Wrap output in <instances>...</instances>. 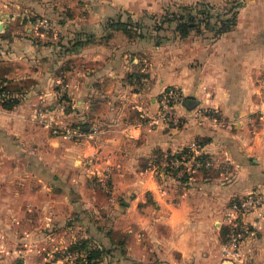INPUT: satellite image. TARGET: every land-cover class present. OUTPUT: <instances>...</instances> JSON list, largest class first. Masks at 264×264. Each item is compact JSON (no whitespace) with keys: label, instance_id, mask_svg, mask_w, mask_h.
Returning <instances> with one entry per match:
<instances>
[{"label":"crops","instance_id":"0c3cea01","mask_svg":"<svg viewBox=\"0 0 264 264\" xmlns=\"http://www.w3.org/2000/svg\"><path fill=\"white\" fill-rule=\"evenodd\" d=\"M18 1L0 0V74L11 81L25 76L19 63L34 61L41 52L17 27L22 22L15 11ZM98 1L91 17L80 23L74 19L71 26L101 36L104 19L121 6L139 14L136 9L156 11L173 2L110 0L112 10L105 13L106 2ZM132 44L142 50L131 54L130 66L147 70L136 90L117 81L107 90L101 86L106 73L113 79L116 74L110 63L105 65L107 57L117 54L114 45L104 46L96 38L80 46L83 76L77 102L86 121L93 122L83 125L93 137L66 144L61 163L55 160L60 139L48 129L28 127L29 114L21 107L0 104V264L19 255L28 264H59L56 242L68 247L77 239L100 247L102 264H264V203L246 215L250 232L237 250L231 248L226 220L233 199L252 190L264 193V0H244L233 29L215 38H194L191 47L174 51L175 59L146 40ZM153 55V63H145ZM169 85L198 101L193 108L178 105L179 125L159 117L158 99ZM198 108L215 112L199 120ZM23 136L30 138L27 149L37 161L45 157L43 171H62V195L52 188L56 174L51 183L44 172L34 177L35 169L19 161L22 145L11 147L10 142H23ZM194 139L203 141L202 152L213 157L215 172L206 175L197 168L187 182L175 178V187L162 190L152 164L160 162L153 158L155 151L174 152ZM71 168L78 172L71 174ZM86 169L100 177L90 180ZM25 170L31 176L24 177ZM66 213L67 225L56 231L57 219Z\"/></svg>","mask_w":264,"mask_h":264},{"label":"rangeland","instance_id":"374dc122","mask_svg":"<svg viewBox=\"0 0 264 264\" xmlns=\"http://www.w3.org/2000/svg\"><path fill=\"white\" fill-rule=\"evenodd\" d=\"M103 1L106 2L102 6L103 11H105V13L110 12L112 10L109 8L110 0ZM172 1L173 2L165 4L164 8L162 7V9L156 11L136 9L139 11V14L133 12L130 8H123L121 6L118 12L104 19V30L102 34H99L101 36H97L91 31L79 30V25L71 26L70 24L74 19H77L80 23L91 17V12L95 11L97 8L96 6L99 3L98 0H20L18 1L19 3L21 2L20 5H15V11L18 13V16L22 18V22H17L19 31L33 38L34 42L39 44L40 48L37 46V50L39 49L41 52L37 53L34 61L32 59L27 63H19L20 67H24L21 71H23L25 76L18 80H12L10 82V89L14 96L20 100L16 106H19V108L21 107L20 109L29 114L30 119L27 121L28 127L37 129V132H42V130L46 131V129H48L52 135L60 139L58 144H56V146L60 148V152H57V158H55L56 163H61L62 158H64L61 151L66 144L67 147H70V145L73 146L86 136L91 139L93 137L85 133V129H83L85 128L83 126L84 124L91 122L86 121V118L82 114L81 106L77 102V99L81 97L79 84L81 76H83L81 59L78 54L81 43H77L78 41L83 40L86 42V40H89L91 37L90 42H95L97 38V41L103 43L104 46L111 47V45H114V52L117 54L107 57L105 59V65L110 63L109 68L116 74L113 76V79L110 74L106 73L104 79L101 80L102 82L100 81L101 86L107 90V88L113 84L115 86L117 81L119 85L122 84L127 90H136L141 86L139 84L141 81L140 77L147 76V70H142L141 68L134 70L130 66L129 61L132 60L131 54H137L142 50L139 48L134 50V48H132L133 42L137 43V41L146 40V42L151 43L157 48L163 46V48H166L163 50L166 57L168 59H175L176 54L174 51L180 48L181 45L191 47L194 38H206L207 35L213 36L214 34L209 29H202L200 31H193L186 37H180L175 32L174 20L169 19L170 17H174L177 13L185 12L186 7L201 6L203 3L215 5V7L222 11H226L232 6L237 7V5H239V9L244 0H221L214 3L210 0ZM10 2L11 1H9V3ZM129 15H131L130 19ZM120 19L129 21L132 26H130V28L128 27V29L117 26L115 23ZM132 22H136L137 24ZM74 27H77L76 30H73ZM133 27H136V30H134L135 28ZM141 33H145V35L142 36L143 34L140 35ZM158 40L161 42L157 43ZM137 56L140 59L142 58L141 55ZM154 59L155 56L153 55L151 58H146L144 61L145 63L149 62V64H151ZM175 71L176 70H172L171 74L174 75V73H176ZM149 72H151V70ZM72 84L73 86H71ZM73 97H76V99ZM93 97H95L94 93ZM102 98L108 99L109 96H103ZM40 111L47 113V120L43 118L44 116L41 117L39 115ZM91 124H93V122ZM28 127H25L26 130ZM90 132H95V129H90ZM18 137L20 138V136ZM11 141V147L22 145V147H19V161L23 162L21 164L25 166V169H35V174H33L34 177H36V174H40L42 177V172H44V174H46V179L53 183V180H55L53 174L58 176L57 184L56 186L53 185L52 188L56 189L55 192L57 194L62 195L64 189L63 186L59 185V179L64 177V175L62 176L60 174L62 171L57 168L50 172H47L46 169V171H43L45 168L43 158L45 160V157L39 158L37 161V156L30 152L32 142L29 137L23 136V142L20 139H13ZM47 146V143H45V148H47ZM27 147L30 148L27 149ZM45 152L46 151H44V153ZM44 153L41 152L40 155L43 156ZM159 157L160 162L152 164L156 169V178L159 182V186L163 190V188L168 189L174 186L175 169L171 167L170 162H167L168 159L166 156L163 155ZM153 158L158 157L155 155ZM32 165L33 167H31ZM148 165H151V163ZM168 167L169 169L167 170ZM74 172L78 171L75 168H71V174ZM86 172L89 174L88 178L92 181L100 177L97 171L86 169ZM23 174L24 177L31 176L26 170ZM65 177V179H67L69 176ZM40 193H46V190L41 188ZM74 197V193L71 192V199ZM61 209L63 210L64 206H62ZM68 219H70L68 213H66L65 217L62 219H57L56 231L65 227ZM54 247L57 248H55L54 254L56 258L60 259L59 264H74L82 260V257H80L81 254H88L86 248L80 249L82 245H78L75 242L74 244H69L68 247H61V242H56ZM65 250L71 251L73 254L79 256L74 260L67 261L65 259ZM101 262H103L102 259L100 260V264H102ZM108 264H110V262Z\"/></svg>","mask_w":264,"mask_h":264},{"label":"built area","instance_id":"2783aa9c","mask_svg":"<svg viewBox=\"0 0 264 264\" xmlns=\"http://www.w3.org/2000/svg\"><path fill=\"white\" fill-rule=\"evenodd\" d=\"M6 92L0 91V100L5 98ZM184 94L182 90L176 85L166 86L161 92L159 102V117L168 125H179L181 123V115L179 114L177 107L179 104H183ZM262 108V106L260 107ZM208 112H215V109H209ZM204 109L198 108L195 110V115L199 120L207 114ZM39 115L47 120V113L40 111ZM184 148V147H183ZM182 148V149H183ZM180 157H173L170 161L171 167L177 171L178 176L184 175L186 172L195 171L198 167H213L214 159L209 154L199 158L198 156L203 154V143L199 139H194L186 146ZM180 149V150H182ZM264 203V193L258 190H252L243 196L233 199L228 206L226 213V220L230 224V240L231 248L237 250L246 235L250 232L249 224L246 220V215L256 208L260 207ZM65 259L74 260L77 256L71 251L65 250ZM81 261H77L74 264H96L93 258H89L88 254H81ZM5 264H28L22 255H19L17 259H14Z\"/></svg>","mask_w":264,"mask_h":264},{"label":"trees","instance_id":"16d2710c","mask_svg":"<svg viewBox=\"0 0 264 264\" xmlns=\"http://www.w3.org/2000/svg\"><path fill=\"white\" fill-rule=\"evenodd\" d=\"M242 4V3H241ZM238 6H232L226 11H222L219 8L215 7V5H211L209 3H203L201 6L197 5L195 7H186L185 12H180L174 15V17H170L169 19L174 20V30L180 37H186L191 34L193 31H200L202 29H209L213 32L214 37H218L224 32H227L235 27L238 20ZM131 15H129L130 19ZM114 23V21H113ZM137 24L136 22H132ZM117 26H121L125 29L130 28L132 24L129 21L120 19L115 23ZM134 30H136V27ZM94 34V33H92ZM143 34V35H142ZM140 35L144 36L145 33H141ZM91 38V37H90ZM86 40L84 42L83 40L78 41L77 43H88L91 41V39ZM83 41V42H82ZM161 41L158 40L157 43H160ZM11 80L8 78H5L2 74H0V91L6 92L5 98L0 100V103L4 108L12 109L19 103V99L14 96L12 93V90L10 89ZM170 86V85H169ZM197 99L193 96H184L183 97V104L188 108H193L197 105ZM203 143V141H201ZM186 151V148L184 147L182 150H176V151H164V150H156L155 155H157V162L160 161L159 156H166L168 159V163L171 161L173 157H180L181 154ZM208 155L207 153H204L199 155V158H202L204 156ZM169 167L167 168V170ZM199 171H202L206 175H210L215 172V170L212 167H204L200 166L198 167ZM194 174V172H186L182 176L177 175V171L174 170V177L178 179L180 182L184 183L187 182L190 177ZM76 244L82 245V248H86L88 251L89 258H93L95 260L96 264H100V260L102 258L103 250L100 247H93L91 244L87 243L85 239H78L75 241ZM74 244V242H73Z\"/></svg>","mask_w":264,"mask_h":264},{"label":"water","instance_id":"95a60500","mask_svg":"<svg viewBox=\"0 0 264 264\" xmlns=\"http://www.w3.org/2000/svg\"><path fill=\"white\" fill-rule=\"evenodd\" d=\"M2 28V23H0V29Z\"/></svg>","mask_w":264,"mask_h":264}]
</instances>
